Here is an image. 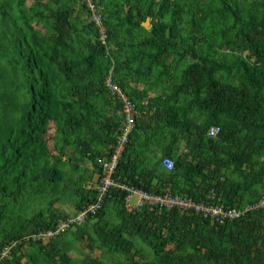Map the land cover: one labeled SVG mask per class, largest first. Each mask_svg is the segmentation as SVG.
<instances>
[{
	"label": "trees",
	"instance_id": "16d2710c",
	"mask_svg": "<svg viewBox=\"0 0 264 264\" xmlns=\"http://www.w3.org/2000/svg\"><path fill=\"white\" fill-rule=\"evenodd\" d=\"M27 2L0 0V264H264V208L225 223L134 214L114 191L83 225L40 236L98 198L124 121L111 74L140 111L117 180L241 210L264 196V0H100L109 49L81 0Z\"/></svg>",
	"mask_w": 264,
	"mask_h": 264
},
{
	"label": "built area",
	"instance_id": "2783aa9c",
	"mask_svg": "<svg viewBox=\"0 0 264 264\" xmlns=\"http://www.w3.org/2000/svg\"><path fill=\"white\" fill-rule=\"evenodd\" d=\"M87 7L91 21H93L100 33V40L107 49V27L102 6L99 4L100 0H81ZM107 84L111 88L114 95L121 97L123 107L121 113L124 117L122 133L120 134L117 145L115 146L110 158L103 163V173L100 181L97 182L96 189L98 193V200L84 209L80 210L77 215L71 217L67 221H61L56 230L45 231L40 234L41 238L46 241L52 239L59 232L65 231L73 226L83 225L91 216L95 214L101 207L102 201L105 197L112 195L114 191L124 192V201L128 212L138 213L144 206L159 207L160 209H178L184 212L187 209H195L201 212L206 217H211L213 220H220L225 223L228 220L238 219L241 214L246 211L264 208V196L254 204H247L241 210L239 208H229L224 204H206L204 202H196L192 198H185L179 194H172L170 188H164L162 193H153L144 190L135 185L123 183L115 178L117 168L121 162L123 154L126 150V145L129 142L131 133L134 131L137 117L140 113L137 104L132 101L127 94L114 82L112 74L107 79ZM147 104V101L145 102ZM220 131L219 127H211L210 135L216 136ZM163 165L168 170H173L175 167L174 159L166 157L163 159ZM135 198V199H134Z\"/></svg>",
	"mask_w": 264,
	"mask_h": 264
},
{
	"label": "rangeland",
	"instance_id": "374dc122",
	"mask_svg": "<svg viewBox=\"0 0 264 264\" xmlns=\"http://www.w3.org/2000/svg\"><path fill=\"white\" fill-rule=\"evenodd\" d=\"M27 3H28V5H30L32 3V0H28ZM76 9H77V13H79V17H80L79 22L80 23L89 20L88 14L82 9L80 4L76 5ZM79 22H78V25H80ZM148 25L150 26V24H148ZM54 132H55V128L53 126L50 127L49 133L47 135V137H48L47 138L48 139V146H49L50 149L53 148V144H54V140L52 138ZM88 166H90V165H88ZM83 167H85V166H83ZM67 170H68V168H67ZM56 207L59 208L63 213L69 214V215L73 214L76 211L75 201L72 198H67V197L64 198L61 202L56 204ZM109 220L110 221H117L118 219L115 218L114 215H113V217L110 216ZM89 240L90 239L85 240L83 242H74L73 243L74 248L70 252L71 256H73L74 258H79V259L84 258L88 254V252L90 251V248H88V243H90ZM137 244H138V247L142 246L146 250H149L148 246H146L145 244H142L140 241H138ZM101 255H102V252L100 251V249L99 248H95L92 256L93 257H98V256H101Z\"/></svg>",
	"mask_w": 264,
	"mask_h": 264
},
{
	"label": "bare ground",
	"instance_id": "6f19581e",
	"mask_svg": "<svg viewBox=\"0 0 264 264\" xmlns=\"http://www.w3.org/2000/svg\"><path fill=\"white\" fill-rule=\"evenodd\" d=\"M153 193H157V192H153ZM97 200H98V198H97ZM97 200H96V201H97ZM96 201H95V202H96ZM95 202L90 203V204H87L86 206L83 207V209H84L85 207L91 205V204H94ZM125 207H126V204H125ZM126 208H127V207H126ZM154 208H158V209H160L159 207H154ZM81 210H82V209H81ZM160 210H161V209H160ZM79 211H80V210H79Z\"/></svg>",
	"mask_w": 264,
	"mask_h": 264
},
{
	"label": "water",
	"instance_id": "95a60500",
	"mask_svg": "<svg viewBox=\"0 0 264 264\" xmlns=\"http://www.w3.org/2000/svg\"><path fill=\"white\" fill-rule=\"evenodd\" d=\"M144 24L146 27H148L149 26L148 24H150V20L148 19Z\"/></svg>",
	"mask_w": 264,
	"mask_h": 264
}]
</instances>
